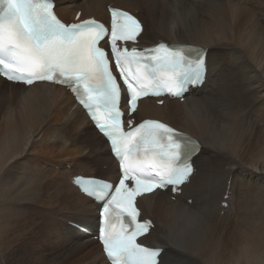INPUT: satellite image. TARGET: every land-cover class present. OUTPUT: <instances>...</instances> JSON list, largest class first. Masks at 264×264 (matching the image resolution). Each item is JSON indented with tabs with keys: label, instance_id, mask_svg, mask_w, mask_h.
<instances>
[{
	"label": "bare ground",
	"instance_id": "bare-ground-1",
	"mask_svg": "<svg viewBox=\"0 0 264 264\" xmlns=\"http://www.w3.org/2000/svg\"><path fill=\"white\" fill-rule=\"evenodd\" d=\"M56 1L66 22L78 10L107 21L114 3L139 11L144 45L207 49V79L184 102L140 100L139 120L158 114L203 145L181 194L139 199L142 218L155 224L142 242L165 248L163 264H264V0ZM80 174L120 176L72 93L0 76V264H111L91 235L99 205L72 182Z\"/></svg>",
	"mask_w": 264,
	"mask_h": 264
},
{
	"label": "snow or ice",
	"instance_id": "snow-or-ice-1",
	"mask_svg": "<svg viewBox=\"0 0 264 264\" xmlns=\"http://www.w3.org/2000/svg\"><path fill=\"white\" fill-rule=\"evenodd\" d=\"M0 5V67L5 76L27 85L46 81L69 87L81 105L93 110L97 128L110 139L113 153L121 160V178L115 186L80 181L82 191L102 204L100 239L107 256L113 264H163L162 249L137 243L151 222L138 220L134 200L143 193L169 185L175 190L185 183L199 145L192 138L181 139V133L159 121L147 120L128 132L122 130L120 84L99 43L110 38L131 112L142 97L161 91L180 97L189 84L199 85L205 73V49L164 43L144 50L121 47L118 42H136L142 25L119 9H112L109 32L95 20L62 23L54 13V0H0ZM125 217L130 225L124 223ZM114 218L120 220L119 228Z\"/></svg>",
	"mask_w": 264,
	"mask_h": 264
},
{
	"label": "flooded vegetation",
	"instance_id": "flooded-vegetation-1",
	"mask_svg": "<svg viewBox=\"0 0 264 264\" xmlns=\"http://www.w3.org/2000/svg\"><path fill=\"white\" fill-rule=\"evenodd\" d=\"M150 117H152V118H157V117H159V118H162V119H164V120H167L166 118H164V117H162V116H160V115H158V114H155V113H152V114H150L149 116H148V118H150ZM168 121V120H167ZM174 124V123H173ZM174 125H176V124H174ZM176 126H178V125H176ZM179 127V126H178Z\"/></svg>",
	"mask_w": 264,
	"mask_h": 264
},
{
	"label": "rangeland",
	"instance_id": "rangeland-1",
	"mask_svg": "<svg viewBox=\"0 0 264 264\" xmlns=\"http://www.w3.org/2000/svg\"><path fill=\"white\" fill-rule=\"evenodd\" d=\"M79 11V10H78ZM239 49H241L240 47H239ZM108 166V165H107ZM105 170H107L108 168H104ZM98 175H101L100 173H97ZM192 200V199H191ZM97 241V240H96ZM86 252H88L87 250H86Z\"/></svg>",
	"mask_w": 264,
	"mask_h": 264
}]
</instances>
